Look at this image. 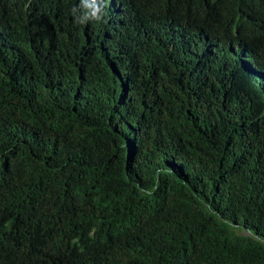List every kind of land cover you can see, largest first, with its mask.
Listing matches in <instances>:
<instances>
[{"label":"trees","instance_id":"16d2710c","mask_svg":"<svg viewBox=\"0 0 264 264\" xmlns=\"http://www.w3.org/2000/svg\"><path fill=\"white\" fill-rule=\"evenodd\" d=\"M0 264H264V0H0Z\"/></svg>","mask_w":264,"mask_h":264},{"label":"clouds","instance_id":"9594fccd","mask_svg":"<svg viewBox=\"0 0 264 264\" xmlns=\"http://www.w3.org/2000/svg\"><path fill=\"white\" fill-rule=\"evenodd\" d=\"M100 12V8L99 7H96L92 12H91V17L93 18H99L98 17V13Z\"/></svg>","mask_w":264,"mask_h":264}]
</instances>
